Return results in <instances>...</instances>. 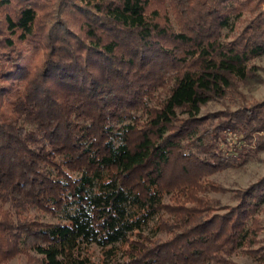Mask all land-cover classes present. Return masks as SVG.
Here are the masks:
<instances>
[{
    "label": "trees",
    "instance_id": "trees-1",
    "mask_svg": "<svg viewBox=\"0 0 264 264\" xmlns=\"http://www.w3.org/2000/svg\"><path fill=\"white\" fill-rule=\"evenodd\" d=\"M263 54L264 0H0V264H264V175L206 194L224 130L264 149Z\"/></svg>",
    "mask_w": 264,
    "mask_h": 264
},
{
    "label": "rangeland",
    "instance_id": "rangeland-1",
    "mask_svg": "<svg viewBox=\"0 0 264 264\" xmlns=\"http://www.w3.org/2000/svg\"><path fill=\"white\" fill-rule=\"evenodd\" d=\"M253 62L264 67V54L260 57L255 58ZM241 89L245 92L247 101L251 102L257 99L261 100L264 98V82L260 83L257 87L252 89L247 86H242ZM240 104V100L231 99L229 97H226L225 99H222L220 101L213 100L202 106L200 115L213 113L215 111L225 109L226 107L236 109ZM214 122H217V119H215ZM224 134V140L221 142L222 149L227 155L236 156V164L215 172L208 177L209 179L215 180L217 183L223 184L225 187H227L228 190H209L206 192V194L211 197L220 199L223 204H235L236 199L233 196L234 190L238 188L248 187L250 184L257 181L264 175V149L255 150L254 148H250V145L247 144V142L241 140L242 135L238 133V131L226 129L224 130ZM229 138L232 141H236L231 143ZM246 145L248 146L246 147ZM244 147L247 148V153H245L243 157L242 154H238V151ZM165 200L167 202L171 201L170 193L166 195ZM157 224L158 216H156V218L152 220L151 224L144 229V232L152 238H166V231L157 228ZM262 235L264 236V231ZM91 257L92 260L97 264H111L110 259H106V261H104V251L100 246L96 244H93L91 246ZM232 257L239 264H263L250 255L242 253L241 251H238ZM8 264H25V257L17 256L10 260Z\"/></svg>",
    "mask_w": 264,
    "mask_h": 264
},
{
    "label": "built area",
    "instance_id": "built-area-1",
    "mask_svg": "<svg viewBox=\"0 0 264 264\" xmlns=\"http://www.w3.org/2000/svg\"><path fill=\"white\" fill-rule=\"evenodd\" d=\"M230 134H233V133H230ZM229 140H230V138H229ZM235 141H236V140H233V141H232V140H230V142H231V143H233V142H235Z\"/></svg>",
    "mask_w": 264,
    "mask_h": 264
}]
</instances>
